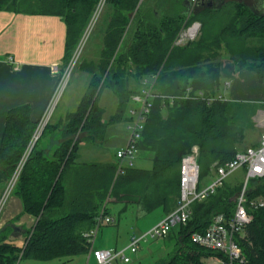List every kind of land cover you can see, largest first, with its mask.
Returning <instances> with one entry per match:
<instances>
[{
	"label": "trees",
	"instance_id": "trees-1",
	"mask_svg": "<svg viewBox=\"0 0 264 264\" xmlns=\"http://www.w3.org/2000/svg\"><path fill=\"white\" fill-rule=\"evenodd\" d=\"M196 1L0 0V11L61 18L66 66L102 3L95 20L101 25L99 59L78 66L89 75L84 92L58 125L57 139L42 146L51 125L47 122L13 186L23 212L36 221L24 234L22 245L6 241L9 228L0 231V264L22 259L69 261L87 254L90 243L83 234L93 228L100 211L109 216V203L136 206L140 216L156 208L167 214L177 206L180 162L192 147L198 148V188L214 163L223 164L241 150L244 132L253 126L250 118L259 105L224 99L219 59L223 52L229 54L236 69L252 72L264 83V15L242 3L200 9ZM193 21L200 23L196 39L174 45L181 29ZM150 76H155L156 96L150 100L135 150L148 155L152 167L146 170L131 164L118 171V160L78 162L79 142L96 144L104 139L102 90L109 89L117 98L112 119L118 120L131 96L140 91L128 81L137 85ZM38 122L30 119L27 106L7 112L0 167L8 177L27 151ZM241 188L242 183L224 180L214 194L194 201L187 223L162 237L173 249L155 264H204L203 258L218 254L193 244L190 236L204 232L214 215L230 216ZM246 194L250 200L264 198V177L250 180ZM251 213V222L236 239L244 258L237 264H264V205Z\"/></svg>",
	"mask_w": 264,
	"mask_h": 264
},
{
	"label": "built area",
	"instance_id": "built-area-1",
	"mask_svg": "<svg viewBox=\"0 0 264 264\" xmlns=\"http://www.w3.org/2000/svg\"><path fill=\"white\" fill-rule=\"evenodd\" d=\"M194 3L196 0H190ZM100 5L98 10L100 9ZM97 13V12H96ZM95 13V14H96ZM95 16V15H94ZM94 18V17H93ZM200 32V23L193 21L186 27L182 28L178 33L174 45L181 46L196 39ZM79 50L76 49L71 61L66 69L60 75L56 86L49 98V104L42 112L37 128L30 141L29 147L24 156L16 166L13 175L10 178L8 189L14 186V183L19 175L25 158L32 148L34 141L42 132L43 128L51 118L52 111L55 107L61 91L63 90L68 75L74 66ZM155 76L146 77L142 81V86L139 93L131 96L130 100L136 103V106L128 111L130 124L127 125L129 133L126 146L116 152L118 160L117 170L120 171L123 165H131L134 156L135 144L140 137L142 129V121L149 111L151 106L150 100L156 96L153 92ZM190 89L186 90L189 93ZM188 97V96H185ZM198 148L192 147L189 153L184 155L179 166V198L177 206L171 212L165 214L161 220L146 231L136 234L132 233L129 236L128 244L122 249H93L92 242L96 237L98 230L105 224L111 223L112 218L104 215L101 211L96 216L93 228L83 234L89 243V255L94 259L96 264H127L130 262L129 254L135 253L141 243L155 238H162L167 235L171 228L175 225H185L191 215V204L194 201H200L216 192L217 188L222 185L237 169H243L245 181L242 184L240 192L236 196L235 207L233 213L226 217L219 213L213 216L211 223L204 232H194L191 234V242L201 248L209 250L216 255L211 256L216 259L214 264H237L242 263L241 247L237 242V236L240 235L244 228L251 222V211L264 205V201L260 198L250 200L247 197L248 182L254 178L264 177V133L259 138L258 145L255 147H247L235 153L234 157L223 164L214 163L212 165L213 178L207 184L198 188L199 184V165ZM212 176V175H211ZM129 252V254H127Z\"/></svg>",
	"mask_w": 264,
	"mask_h": 264
},
{
	"label": "crops",
	"instance_id": "crops-1",
	"mask_svg": "<svg viewBox=\"0 0 264 264\" xmlns=\"http://www.w3.org/2000/svg\"><path fill=\"white\" fill-rule=\"evenodd\" d=\"M224 4L215 5L221 7ZM207 8L213 9L212 7ZM100 27L101 25L99 24V28L95 33L97 38V50L94 52V57H92L91 60L82 59V61L93 63L98 61L101 50V34H99L101 31ZM64 43L65 24L61 18L51 15L23 14L7 10L0 11V143L5 127V118L10 109L27 106L30 119L34 122L39 120L60 75L66 69L64 62ZM224 55L225 57L221 56L219 59L220 77L221 79L224 78V81L225 79H230L225 83L226 86H229V84L232 83L231 96L225 98L222 95L224 99L232 102L259 104V102L256 103L240 99V85L242 83V80L240 79L246 77L247 75L244 74H247L249 71L245 69H236L235 62L230 58L229 54L225 53ZM79 72L81 75L78 77V81H80L82 91L84 92L85 86L89 80V75L82 72L80 69ZM252 74L256 78V75L254 73ZM142 81L143 79L136 85V83L130 79L128 83L130 86H136L138 87V90H140ZM113 96L117 101L114 94ZM261 101H264V98ZM77 103L75 107L77 106ZM75 107L62 114V116H59L58 119H63L65 115L68 112L73 111ZM261 112L264 113V109H262ZM260 119L261 122L259 123L264 126L262 116ZM262 133H264V131H262ZM258 142L259 141L254 142L252 144L254 146L248 147H255L258 145ZM239 148L241 150L245 149L241 147ZM77 160L81 163L112 162V160L109 159L86 162L85 160L80 159V155ZM148 160L151 161V158L148 157ZM9 181L10 177H8L4 172V169L0 167V231L9 228L6 240L14 242L17 245H22L24 234L27 230L33 227L36 219L34 216L23 212L22 202L19 197L14 194L13 187L8 189ZM120 206L121 212L127 210L129 207H134V210L137 211L136 206H124L122 204ZM156 209L161 210L162 216L160 219L158 218V220L154 221L151 226L155 225L165 215L162 208ZM9 224H14L21 230L13 234ZM127 239L128 238H126V240ZM93 242L92 246L96 247L95 242L94 244ZM114 247H116V245ZM114 249H117V247ZM87 254L88 259L90 255L89 253Z\"/></svg>",
	"mask_w": 264,
	"mask_h": 264
},
{
	"label": "rangeland",
	"instance_id": "rangeland-1",
	"mask_svg": "<svg viewBox=\"0 0 264 264\" xmlns=\"http://www.w3.org/2000/svg\"><path fill=\"white\" fill-rule=\"evenodd\" d=\"M228 2H236L242 3L245 7L252 8L256 14L264 15V0H218L217 5H222ZM215 4L212 5L213 9H219ZM223 7V6H221ZM220 7V8H221ZM200 9L206 8V5L203 7H199ZM228 8H225V10ZM198 11V9H197ZM100 12V9L97 10L94 18H92L84 30L77 47L79 48V53L77 60L72 67L66 84L61 91L58 99L56 100L55 107L51 114V125L50 128L46 129L45 136L42 138L41 145L49 146L48 144L53 142L54 139H57V134L59 130L58 125L61 123L62 119H58L59 116H62L67 111L72 110L82 91V87L80 84L79 76L81 73L79 72L78 66L82 62V59L91 60L94 57V52L97 50L96 45V36L95 33L99 28V23L96 24L95 20ZM79 45V46H78ZM75 52V51H74ZM70 56L68 59L67 66L69 65L71 58L74 54ZM225 53H222V56L225 57ZM97 56V55H96ZM97 58V57H96ZM62 75V74H61ZM246 77L242 80L240 85L241 95H239L242 100H249L250 102H259V106L255 108L253 114L251 115L250 120L253 122V126L247 128L244 132V138L241 141L239 147L246 148L252 145L254 142L259 141L260 134L264 131V126L259 123L261 122L260 118L262 116L264 120V113H262V109H264V103L261 101L264 98V83H259V81L255 78L252 73L247 72ZM230 79H221V90L220 94L225 98H229L231 95L232 83L229 86H226L225 83ZM261 101V102H260ZM49 104V99L46 106ZM99 104L104 108L103 120L106 123V130L104 134V139L101 143L96 144H87L85 142H79L78 144V158L80 155V159L85 160L86 162L91 161H100L109 159L115 161L117 159L115 154L117 150L123 149L128 141L129 133L126 129L127 125L130 124V117L128 111L131 107L136 106V103L129 101L125 108V117L123 115L122 118L118 120H113L112 117L116 114L118 109L117 101L115 100L112 92L109 89L102 90L100 94ZM162 114H166V109L163 108ZM54 127V128H53ZM56 130V131H55ZM43 131V130H42ZM263 134V133H262ZM40 145V143H39ZM148 155H145L142 152H135L132 159V166L136 168H145L148 169L151 167V161L148 160ZM213 178V174H209L203 180V184H207ZM226 181L228 182H238L244 183L245 174L243 169L235 170L230 176L227 177ZM257 183V182H256ZM264 201V198H260ZM121 204L117 203H109L108 210L109 216L112 218V223L109 225H103L93 239L96 247H91L93 249H122L129 242V236L132 233L140 234L147 229L150 228L151 224L160 219L162 216L161 210H154L150 213L140 216L137 211L134 210V207H129L125 211H120ZM178 228V225L173 227L175 231ZM126 238H128L126 240ZM7 239V238H6ZM7 241V240H6ZM93 242V244H94ZM14 243V242H13ZM116 245V247H114ZM173 249V244L169 243L166 238H155L149 239L143 243H141L139 249L133 253L129 254L130 262L127 264H155L160 260L166 259L167 254ZM88 254H80L72 257L69 261L65 259L53 258L50 260H32V259H22L17 262V264H96L94 259L90 257L87 259ZM204 264H214L217 262L216 259L209 257L203 258ZM122 264V263H119Z\"/></svg>",
	"mask_w": 264,
	"mask_h": 264
},
{
	"label": "water",
	"instance_id": "water-1",
	"mask_svg": "<svg viewBox=\"0 0 264 264\" xmlns=\"http://www.w3.org/2000/svg\"><path fill=\"white\" fill-rule=\"evenodd\" d=\"M197 6L203 7L205 5L204 0H198ZM213 5V0H209L207 3V7H212ZM10 228L12 229V233H16L17 231H20L21 229L18 226H15L14 224H9ZM5 228V227H4Z\"/></svg>",
	"mask_w": 264,
	"mask_h": 264
},
{
	"label": "flooded vegetation",
	"instance_id": "flooded-vegetation-1",
	"mask_svg": "<svg viewBox=\"0 0 264 264\" xmlns=\"http://www.w3.org/2000/svg\"><path fill=\"white\" fill-rule=\"evenodd\" d=\"M198 2V0L196 1ZM209 2V0H204L205 5H207V3ZM218 0H213V4H217Z\"/></svg>",
	"mask_w": 264,
	"mask_h": 264
},
{
	"label": "bare ground",
	"instance_id": "bare-ground-1",
	"mask_svg": "<svg viewBox=\"0 0 264 264\" xmlns=\"http://www.w3.org/2000/svg\"><path fill=\"white\" fill-rule=\"evenodd\" d=\"M78 46H79V45H78ZM79 48H80V46H79L77 49L79 50ZM40 134H41V133H40ZM38 137H39V136H38ZM38 137H37V138H38ZM36 140H37V139H36ZM36 140H35V141H36ZM35 141H34V142H35ZM33 144H34V143H33ZM32 146H33V145H32ZM253 212H254V211H253ZM151 227H152V226H151Z\"/></svg>",
	"mask_w": 264,
	"mask_h": 264
}]
</instances>
